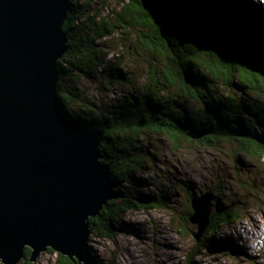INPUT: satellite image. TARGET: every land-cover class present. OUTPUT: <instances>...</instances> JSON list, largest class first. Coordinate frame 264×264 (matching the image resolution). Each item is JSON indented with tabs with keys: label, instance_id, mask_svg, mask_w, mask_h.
Here are the masks:
<instances>
[{
	"label": "trees",
	"instance_id": "16d2710c",
	"mask_svg": "<svg viewBox=\"0 0 264 264\" xmlns=\"http://www.w3.org/2000/svg\"><path fill=\"white\" fill-rule=\"evenodd\" d=\"M72 1L63 24L68 49L57 63L59 106L71 122L102 132L100 160L110 166V180L115 189L127 181L129 174L142 169L148 156H152L139 143V138L149 133L165 136L174 148L184 143L205 147L225 143L232 145L237 155L255 160L263 158V147L253 139L254 135L264 133L259 132L264 131L261 103L264 77L258 66L248 58L249 62H244L245 56L226 45L202 39L168 15H156L154 12L162 11L155 0H113L119 6L118 11L109 15L94 12L84 20ZM99 1L106 5L109 0ZM166 1L184 3L204 14L221 17L233 30L241 52L264 54V7L258 0ZM130 29L137 30V43L150 55L144 81L133 85L136 95L111 103L108 108L87 100L77 89L76 77L97 76L106 79L104 83L108 85H124L125 72L116 61L106 59L108 51L101 39ZM63 82L68 83L65 89H61ZM179 100H188L190 106L180 104ZM193 105L196 110L190 109ZM191 132L201 135L195 139ZM126 193L116 192L98 215L88 219L91 232L95 230L99 236L113 238L127 211L169 205L162 197L144 201ZM192 193L189 187L188 213L175 225L181 234L196 231L189 225ZM235 218V209L211 205L208 225L190 251L188 263L205 247L207 235ZM29 253L30 249L25 247L26 264ZM58 256L61 264H77L67 256Z\"/></svg>",
	"mask_w": 264,
	"mask_h": 264
},
{
	"label": "water",
	"instance_id": "95a60500",
	"mask_svg": "<svg viewBox=\"0 0 264 264\" xmlns=\"http://www.w3.org/2000/svg\"><path fill=\"white\" fill-rule=\"evenodd\" d=\"M154 3L164 12L156 15L166 14L202 39L236 50L264 77V54L241 52L224 19L184 3ZM69 7L70 0H0L1 264H19L25 247L30 261L50 248L92 263L88 219L115 197L110 166L100 160L102 132L71 122L59 106L57 63L68 49L63 24ZM253 139L264 149V133ZM190 198L189 221L199 241L213 193Z\"/></svg>",
	"mask_w": 264,
	"mask_h": 264
},
{
	"label": "rangeland",
	"instance_id": "374dc122",
	"mask_svg": "<svg viewBox=\"0 0 264 264\" xmlns=\"http://www.w3.org/2000/svg\"><path fill=\"white\" fill-rule=\"evenodd\" d=\"M258 1L264 7V0ZM72 5L79 9L81 20L94 12L109 15L119 10L113 0L106 5H101L99 0H73ZM137 37V30L130 29L101 39L108 51L106 59L116 61L125 72L124 85H108L104 83L106 79L97 76L76 77L74 82L84 98L108 108L111 103L136 95L133 85L144 81L150 57L137 43ZM67 85L63 82L61 89ZM179 103L189 107L191 102L179 100ZM261 103L264 105V94ZM139 139L143 150L152 156H148L142 169L129 174L119 188L115 189L113 184L111 187L116 190L114 193L127 192L126 195L144 201L162 197L169 205L127 211L113 238L89 230L86 242L92 262L89 264H189L188 255L197 241L193 233L181 234L175 229L188 213L189 187L197 195L211 189L212 205L237 211L235 220L207 235L205 247L194 255L191 264H264V156L255 160L237 155L235 148L225 143L215 147L184 143L174 148L158 133ZM189 225L192 231L196 230L193 224ZM58 254L47 249L33 261L28 256L27 261L28 264H61ZM20 264H26L25 260Z\"/></svg>",
	"mask_w": 264,
	"mask_h": 264
},
{
	"label": "bare ground",
	"instance_id": "6f19581e",
	"mask_svg": "<svg viewBox=\"0 0 264 264\" xmlns=\"http://www.w3.org/2000/svg\"><path fill=\"white\" fill-rule=\"evenodd\" d=\"M70 8V7H69Z\"/></svg>",
	"mask_w": 264,
	"mask_h": 264
}]
</instances>
